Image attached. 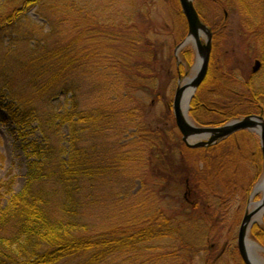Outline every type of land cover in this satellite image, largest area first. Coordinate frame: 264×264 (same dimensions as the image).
<instances>
[{"label": "trees", "instance_id": "1", "mask_svg": "<svg viewBox=\"0 0 264 264\" xmlns=\"http://www.w3.org/2000/svg\"><path fill=\"white\" fill-rule=\"evenodd\" d=\"M95 1L8 0L0 8V60L9 67L4 86L14 88L8 96L24 105L0 103V120L22 127L27 159L19 191H12L13 178L0 184V264H195L208 238L217 236L221 242L222 203L239 180L248 192L258 180L261 151L252 153L244 130L190 149L167 126H153L142 114L146 103L140 105L137 98L161 97L150 90L158 83L152 74L167 61L166 32L157 33L162 22L145 33L139 25L137 31L128 15L131 0L122 7L128 13L116 10L123 20ZM212 1L228 14L239 11V28L251 37L261 67L233 90L212 55L189 115L202 126L248 114L264 116V0ZM32 7L45 24L29 21L34 23L23 31L21 21ZM151 10V17L162 15L159 8ZM181 58L188 70L192 53L186 58L183 52ZM63 94L69 97L62 110L58 98ZM63 126L69 128L66 145L61 143ZM32 132L39 136L26 138ZM176 148L180 159H174ZM193 154L198 158L194 163ZM245 171L256 173L245 178ZM162 184L172 192L184 190L185 205L181 200L176 212L166 213L160 205ZM255 226L254 236L260 239L252 238L264 246V218ZM227 244L228 258L221 262L242 264L234 243ZM197 264L219 263L203 258Z\"/></svg>", "mask_w": 264, "mask_h": 264}, {"label": "rangeland", "instance_id": "2", "mask_svg": "<svg viewBox=\"0 0 264 264\" xmlns=\"http://www.w3.org/2000/svg\"><path fill=\"white\" fill-rule=\"evenodd\" d=\"M8 0H0V8ZM148 0H131L130 6L133 7V11H135V8H138V12H133L132 10L129 11V13L122 9V7H125V4H129L126 2V0H96L95 4L97 6L104 5L106 6L105 11L110 12L112 14H116L119 18V20H123L121 18L122 14H119L116 12V10H124V12L128 13L130 22L135 23L136 30H139V25L142 26V32H147L148 28H150L151 25H163V28L159 29L157 33H165L166 37V44L164 47V56L167 61L161 62V67L159 70L155 69L154 74H152L153 77H158V83L154 82V84L151 86L152 89L150 92H154L157 94L161 93V97L159 99H156L154 96L149 94L143 95L141 94L138 96L137 100L139 101L140 105L142 102L146 103L147 109L146 113L143 110V115L147 114V117L150 121V123L153 126H167L170 128V131L174 136L178 137V141L184 146V148H187V146L184 144V142L181 140V135L178 132V129L174 122L173 112H172V100L175 93V89L177 87V83H182L184 77L190 76L192 73V67L195 63V53L192 49V44L188 43L187 45L178 48L176 56L178 58V63L176 64V59L174 57V50L176 48L177 43H179L180 37L184 35L185 37V23L183 25H180L181 19L179 17V9H178V3L177 0H152L151 2L146 3ZM223 0L222 2H224ZM198 2V3H197ZM194 4L199 6L201 9L200 14L202 15L203 21L208 25L210 28H214L215 33V41H212V55L215 56L216 63L219 64L218 66H221V70L225 72L224 74L230 79L229 86L233 88V90L237 89L240 90L241 88L238 87L240 84L243 83V77L245 78L246 75H248L254 65L255 62H260L253 51V49L249 45V40L251 37L244 34L242 30H240L238 23L239 22V11L232 12L231 14H228L227 12H224L221 7L218 6L214 1L212 0H194ZM84 5V4H83ZM147 5V6H146ZM151 6V7H148ZM120 9H119V8ZM148 7V8H147ZM156 7L159 8V12H162L161 16L151 17L150 11L151 8ZM3 8V7H2ZM36 7H32L29 9L27 14V19L22 20L23 23V31L29 30L30 23L33 24L34 22L45 24V21L39 17L38 12H36ZM255 9H258L255 6ZM223 12L226 13V15H223ZM108 16H111V14H108ZM162 16H165L162 17ZM242 16V15H241ZM184 20V18H182ZM29 21H34L30 22ZM29 24V25H28ZM131 27L133 25H130ZM161 27V26H156ZM133 28V27H132ZM147 35V34H145ZM125 50V47L123 48ZM184 52V57L190 58L192 53V64L190 67H188V70L185 69V63L182 61L181 53ZM137 57V56H135ZM261 65H259V68L257 72L259 71ZM8 69L6 65V60H0V86L2 91L0 92V103L3 105H6L9 102L13 103L16 106H20L23 108V103L16 104L12 96L9 97L8 94L11 92L14 88H8L4 86V82H6V77L8 74ZM186 70V71H185ZM208 72V71H207ZM232 74L237 78V80L232 78ZM207 75V74H206ZM213 75L216 79H220L221 72L220 71H213ZM206 77V76H205ZM226 79V78H225ZM18 88L23 89L26 88L25 85L18 86ZM30 94L29 90L24 94ZM152 96V98H151ZM69 95H60L58 98L59 106H62L63 108L68 105L67 98ZM83 103V102H82ZM64 106V107H63ZM86 107V104H84ZM2 111V108L0 107V112ZM61 112V111H60ZM59 113V112H58ZM248 115H259L263 118L264 116L262 114H248ZM245 115V116H248ZM244 116L238 117L242 118ZM235 119V118H234ZM194 121V120H193ZM199 125V124H198ZM25 126V125H24ZM202 126V125H199ZM209 125H205L204 127H208ZM22 131V127L20 125L14 124V123H4L0 120V184H5V182H9L11 178L14 179V183H11L12 191L16 192L21 189V187L24 184L25 181V173H26V155L24 149H22V145H24L23 137L19 134L20 131ZM24 130V129H23ZM26 131V130H24ZM61 143L63 145H66V138L69 134V128L67 126H63L61 128ZM242 134V137L244 138V142L249 145L250 149H252V153L257 151L260 145H259V138L258 135L252 131V130H244ZM39 134L37 132L30 133L29 136H26V138L29 137V139H33L38 137ZM216 143V142H215ZM213 143V144H215ZM174 144V141L173 143ZM212 145V144H211ZM189 148V147H188ZM192 149V148H190ZM189 150V149H187ZM185 151L184 154H186L189 151ZM261 151V150H260ZM189 154V153H188ZM180 149L176 148L174 150V159L179 158L180 159ZM192 158V156L187 157ZM198 158L196 157V154H193V161L194 163ZM201 160V159H200ZM259 167V173L260 176L258 180L253 185V188L250 192H248L245 187H241L243 183V179L239 180L237 189L233 195H230L227 193V190L225 193L229 194V198L225 199V203L223 202V211L220 212V216L223 218L224 222L220 226V230L223 234L221 235V232L219 233L220 237L222 238L221 242L217 243L219 237L216 236V238H208V241H206L202 245V251L201 253H197L195 256L196 263H201V259L203 258H213V261L219 264H225V262H221L220 258H228L226 253V246L227 243L232 242L235 246V253L237 254L236 258H239L241 261V257L238 253L237 249V235L238 230L240 226V222L242 220V217L246 210L250 211L251 204L257 200H259L262 196L261 191H254L255 185L260 182V180L263 177V159L262 162H258ZM191 175L193 177H197L199 175V171L196 170L194 167H192ZM256 172L250 173L246 172L244 173V177H250L253 176ZM256 178V177H254ZM147 181V180H146ZM137 187L136 189L140 188L139 183H136ZM146 184L150 187L152 184V180L149 179ZM181 185V184H180ZM179 185V186H180ZM164 188L162 190V194H158L160 198H163L161 200L160 205L163 206L166 210V213H173L176 212L177 207H180L181 200L182 203L186 202L184 199V190H182V187L178 188L177 192H172L170 189L171 187H166L162 184L161 188ZM2 191H4V188L0 187ZM160 189V185L159 188ZM174 189H176L174 187ZM182 190V191H180ZM180 191V192H179ZM248 192V193H247ZM165 196V198L163 197ZM2 205L5 207L6 205V197L4 201H2ZM185 205V203H184ZM264 218V215L260 220L256 223H254L248 232V238L249 240H253L254 242L258 243L260 237L255 238L254 232L257 229L256 224H260L262 219ZM227 225V226H226ZM210 231V230H209ZM193 232L188 231L186 233L187 237L190 238L193 241ZM253 234V235H252ZM254 236V238H252ZM257 236V235H256ZM207 238V237H206ZM194 242V241H193ZM260 245V244H259ZM262 248L261 250L254 249L253 251L258 257V260L261 264H264V246L260 245ZM209 247H213L212 250H209ZM205 248V249H204ZM207 249V250H206ZM200 250V249H199ZM205 251H208L205 253ZM221 251H225L224 255H220ZM183 257L185 254V250L183 249ZM180 254V251H179ZM176 259L180 260V257H175ZM182 259V258H181ZM183 260V259H182ZM239 261V260H238ZM230 263V261H229ZM243 264V263H242Z\"/></svg>", "mask_w": 264, "mask_h": 264}, {"label": "water", "instance_id": "3", "mask_svg": "<svg viewBox=\"0 0 264 264\" xmlns=\"http://www.w3.org/2000/svg\"><path fill=\"white\" fill-rule=\"evenodd\" d=\"M178 2L186 19L187 36L177 45L174 54L176 55L178 48L191 43L196 59L191 75L184 77L183 82H179L176 87L172 100L174 121L182 141L190 148L213 144L239 130H252L258 135L263 159V177L255 185L254 191H261L262 196L259 200L250 203V211L246 210L242 217L237 235V249L244 264H261L253 250L255 248L261 250L262 247L253 240H249L248 232L250 227L264 215V120L259 115H248L232 119L221 126L204 127L195 125L190 119L188 114L190 101L208 71L212 34L201 21L193 0H178ZM259 65L260 62L256 61L252 72H256Z\"/></svg>", "mask_w": 264, "mask_h": 264}]
</instances>
